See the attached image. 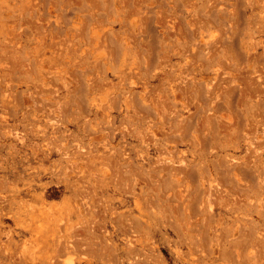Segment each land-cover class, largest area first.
I'll return each mask as SVG.
<instances>
[{
  "label": "rangeland",
  "instance_id": "obj_1",
  "mask_svg": "<svg viewBox=\"0 0 264 264\" xmlns=\"http://www.w3.org/2000/svg\"><path fill=\"white\" fill-rule=\"evenodd\" d=\"M0 264H264V0H0Z\"/></svg>",
  "mask_w": 264,
  "mask_h": 264
}]
</instances>
